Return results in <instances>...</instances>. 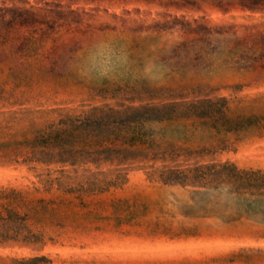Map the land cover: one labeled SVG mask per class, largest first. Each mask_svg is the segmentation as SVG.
<instances>
[{
  "label": "rangeland",
  "instance_id": "rangeland-1",
  "mask_svg": "<svg viewBox=\"0 0 264 264\" xmlns=\"http://www.w3.org/2000/svg\"><path fill=\"white\" fill-rule=\"evenodd\" d=\"M89 56L97 66L132 68L151 84L194 92L190 98L262 93L264 0H0V81L11 70L34 73L42 93L33 103L78 106L81 97L69 95L65 82L76 67L92 75L83 70ZM151 66L162 67L163 77L148 80ZM181 123L188 132L178 145L199 149L218 138ZM227 140L224 152L203 160L264 171V131ZM148 174L134 166L122 171L121 188L94 196L93 213L107 220L87 219L40 251L0 248V264L35 254L51 264H264V225L207 220L196 222L199 235L178 236L190 226L176 208L187 194ZM32 179L23 169L0 168V185Z\"/></svg>",
  "mask_w": 264,
  "mask_h": 264
},
{
  "label": "trees",
  "instance_id": "trees-1",
  "mask_svg": "<svg viewBox=\"0 0 264 264\" xmlns=\"http://www.w3.org/2000/svg\"><path fill=\"white\" fill-rule=\"evenodd\" d=\"M33 75L11 70L0 81V168L33 177L25 186L0 185V248L40 251L87 219L107 220L93 213V198L121 188L122 171L134 166L187 194L176 208L190 226L178 236L199 235L196 222L207 220L264 225V171L203 160L224 152L229 135L264 131V92L190 98L194 92L151 84L132 68L82 77L76 67L65 87L80 104L61 107L32 102L42 93ZM181 122L218 138L199 149L178 145L188 132ZM15 264L51 260L35 254Z\"/></svg>",
  "mask_w": 264,
  "mask_h": 264
},
{
  "label": "clouds",
  "instance_id": "clouds-1",
  "mask_svg": "<svg viewBox=\"0 0 264 264\" xmlns=\"http://www.w3.org/2000/svg\"><path fill=\"white\" fill-rule=\"evenodd\" d=\"M83 70L86 75L96 74L99 76L110 75L111 72L113 71L110 67L97 66V64L95 63L94 59L91 56L85 59L83 64ZM144 75L150 81L158 80L163 77L164 69L158 66H151L145 71Z\"/></svg>",
  "mask_w": 264,
  "mask_h": 264
}]
</instances>
